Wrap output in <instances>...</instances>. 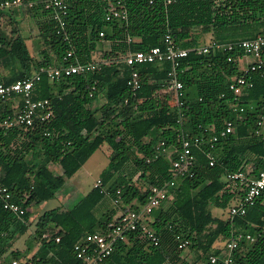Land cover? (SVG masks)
I'll use <instances>...</instances> for the list:
<instances>
[{"label":"trees","instance_id":"1","mask_svg":"<svg viewBox=\"0 0 264 264\" xmlns=\"http://www.w3.org/2000/svg\"><path fill=\"white\" fill-rule=\"evenodd\" d=\"M43 2L23 0L20 7L7 8V23L2 19L5 8L0 6V82L31 76L61 61L68 50L72 51L69 61L98 62L101 69L57 80L42 74L32 98H47L51 116L29 126L0 128V184L24 209L17 214L4 208L0 199V264H9L13 258L22 264H81L73 251L77 239L104 231L117 206L137 210L152 185L172 177L169 150L178 144L179 118L188 135L205 139L226 120L232 121L235 130L215 142L213 165L205 156L207 144L192 147L195 176L178 179L173 196L162 201L146 222L158 243H151L139 226L115 243L105 264H212L209 256L221 254L226 242L240 231H249L255 239L243 244L237 260L264 264V196L245 214L231 216L230 203L241 198L245 189L236 190L227 177L237 171L254 176L264 169V126L262 133H255L257 121L264 116V65L253 72L252 85L243 88L238 103L244 110L239 112L233 108L229 83L240 73L241 51L205 55L189 50L176 69L184 91L180 106L163 84L172 68L170 61L139 65L141 86L135 95L127 85L130 66L124 61L128 52L163 47L165 34L185 48L209 40L228 43L264 35V0H123L126 17L111 21L104 18L110 0H66L68 12L59 33ZM18 13L21 21L14 19ZM30 19L35 20L42 40L38 57L23 34ZM102 42L109 46L98 47ZM227 54L232 56L230 61ZM99 95L103 103L92 106ZM18 99L15 94L0 102V124L17 111L13 105ZM159 141L164 144L157 149ZM104 143L110 153L108 166L100 174L102 185L93 186L70 209L56 206L40 213L26 249L5 254L27 232L31 208L55 198L66 179ZM52 164L60 167V174L50 168ZM129 167L135 180L124 174ZM103 187L111 198L120 189L121 201L97 216L94 210L106 196ZM212 206L227 209V217L213 214ZM180 239L188 240L186 247L179 246ZM186 248L189 253L196 251L197 258L183 254Z\"/></svg>","mask_w":264,"mask_h":264},{"label":"built area","instance_id":"2","mask_svg":"<svg viewBox=\"0 0 264 264\" xmlns=\"http://www.w3.org/2000/svg\"><path fill=\"white\" fill-rule=\"evenodd\" d=\"M170 0H167L169 2ZM111 5L105 12L104 18L107 21L114 19L125 18L126 10L123 5V0H110ZM23 0H2L0 6L4 8L20 7ZM31 4V2H29ZM44 8L48 9L50 17L56 20L55 31L59 33L65 26V17L68 12V4L66 0H44ZM103 33L100 32V35ZM64 39L68 40L67 37ZM164 45L152 46L144 50H136L128 52L124 56V61L130 66V75L127 80V85L132 95L141 86L139 65L148 62H156L168 60L172 64L171 70L167 73V79L163 82L168 89L174 103L180 106L184 95L183 84L177 78L176 69L179 66L180 59L185 57L189 50L194 49L197 53L215 55L218 51H241L237 60L242 55L251 57V60L246 66L240 69L238 75L233 76L229 83V89L233 92V108L242 112L243 106L239 105L238 99L244 87L252 85L253 72L258 71L264 65V35L257 34L252 38L241 39L238 41L219 43L214 40H209L204 45L185 48L175 44L173 37L170 34L164 35ZM72 51L68 50L63 55L61 61L54 65L41 67L31 76H24L11 83L0 82V102L8 99L12 95H19L20 99L15 100L17 111L5 117L0 128L7 131L14 126H29L35 121L46 120L51 114L49 100L47 98H32V91L37 81L41 79L42 74H45L48 79H59L63 76L74 73H83L88 71H99L101 64L98 62L78 63L69 61ZM232 56L226 55V60L230 61ZM264 108V105H263ZM264 116L257 121L256 134L263 132ZM235 128L231 120L224 121L221 129L214 133L209 138L205 139L203 135H188L182 128L181 118L178 119L176 127L178 144L174 145L169 153L173 156L171 159L172 177L164 181L162 184L152 185L149 188L148 196L145 202L136 210L126 206V210H122L117 218L111 219L102 232H88L81 238L77 239L73 244L75 256L81 260V264H105L106 259L112 253L115 243L118 240L126 238L130 230L141 227L147 239L153 243H158L156 233L146 226V222L150 219L151 213L158 208L162 201L168 199L174 194V187L178 184V179L183 177L193 178L196 174L194 165L196 157L192 151V147L200 148L201 145L207 144L204 151L208 159L209 165H213L215 157L213 149L215 142L221 138L227 137L234 132ZM47 134V132H46ZM164 142L157 143V149L163 146ZM227 177L234 181L236 190L244 188V194L241 198L234 200L228 207V212L231 216L243 215L246 213L249 206L254 205L257 200L264 196V169H261L256 175L250 176L246 172L237 171L228 173ZM238 181L237 183H235ZM101 179H97L94 186H101ZM102 191L106 195H110L109 191L103 187ZM116 196L111 198L114 205H119L121 201V191L116 189ZM0 199L3 207L17 214H22L24 209L20 204L12 199V193L7 186L0 184ZM264 232V225L262 226ZM44 237L47 233L43 234ZM177 238H179L177 236ZM255 236L249 231H240L234 237L229 239L225 244V250L219 255H210L209 262L212 264H240L236 254L242 249L243 244L252 242ZM56 241L59 237L55 238ZM188 240L180 239V247H186ZM9 264H22L18 258L10 260Z\"/></svg>","mask_w":264,"mask_h":264},{"label":"rangeland","instance_id":"3","mask_svg":"<svg viewBox=\"0 0 264 264\" xmlns=\"http://www.w3.org/2000/svg\"><path fill=\"white\" fill-rule=\"evenodd\" d=\"M4 11H5V14L2 16V19L4 20L5 23H7L10 21L9 12H8L10 10L5 8ZM13 16H14V19L17 18L18 21L22 20L20 13L13 14ZM24 26H25L24 27V35L28 39L27 43L29 45L30 50L36 56L37 51H36V49H34V43H35V41H37L38 39H41V38H39V36H37L38 32H37V28L35 26V22L32 19H30L29 21L27 20L26 24H24ZM103 101H104V97L102 95H99L94 99V101H92V106L98 107L101 103H103ZM109 153H110L109 145L107 143L102 144L98 149H96L90 155V157L86 160V162L71 177L68 178V184H70L72 188L77 190L78 194H84L91 187L92 183L101 174V172L105 168H107L108 162H109V157H108ZM50 166H51L50 168L54 172H60L61 171L58 166L53 167V164ZM124 174H126L127 176L132 178V180H135L137 177V176H135V174L132 173V168H130V167L126 168V170H124ZM99 178H100V176H99ZM75 199L76 198L73 197L69 201L71 202V201H74ZM32 209H35V208L32 207ZM32 212H33V210H32ZM212 212H213V214L222 216L224 218L227 217V215H228L227 209L224 210V209L217 207V206H212ZM151 220H152V217H151ZM16 240H17L16 241V244H17V243H20L22 239L20 238V239H16ZM195 252L196 251L189 253V250L186 248L184 250L183 254L186 255V253H188L187 255H189L191 260H193V259H195V257H194Z\"/></svg>","mask_w":264,"mask_h":264},{"label":"crops","instance_id":"4","mask_svg":"<svg viewBox=\"0 0 264 264\" xmlns=\"http://www.w3.org/2000/svg\"><path fill=\"white\" fill-rule=\"evenodd\" d=\"M15 19L18 20L17 18H15ZM32 20L35 22L34 19H32ZM35 26H36L37 32H38L37 36H39V30H38V27L36 25V22H35ZM23 34H24V30H23ZM39 38H41V37L39 36ZM27 40L28 39L26 38V43H27ZM41 41H42L41 39H38L34 43V49H36V51H37L36 57H38L37 48L41 44ZM27 46L29 47L28 43H27ZM108 46H109L108 42H102V43L98 44V47H101V48H107ZM31 53L33 54L32 51H31ZM250 60H251V57H249L247 55H242L238 59L239 68L240 69L244 68L246 66V64ZM13 106L15 107V102H14ZM54 166H57V165L53 164V167ZM59 169H60V167H59ZM55 173H57V174L59 173L60 174L61 171L60 172H55ZM99 176L94 180V182L92 183L91 187L84 194H78L77 190H75L74 188L71 187L70 184H68V178H67L66 181H65V184L56 192V197L55 198L47 200V201H44V202H41V203L33 206L35 209L31 208V210H30V216H29V220H28L29 227H28L27 232L25 234H23L22 236H20L19 238H17V239L21 238L22 239L21 242L16 244L17 240H15L13 242L12 246L8 249V251L5 254L9 253L10 250H12V249H18L20 251H24L26 249V246H27L28 242H29V234L34 229V224H35L37 216L40 213H42L43 211H45L47 209L54 208L56 206H60L63 209H70L80 198H82L95 185L97 179H99ZM73 197H75L76 199L74 201L70 202L69 200H71V198H73ZM113 206H115V205L112 203L111 197L109 195H106L103 198V200L96 206V208L94 210L95 214L97 216H100L103 212H105L106 210H108L109 208H111ZM32 210H33V212H32ZM121 211H122V208L120 206H117L116 209H115V212H114V214L112 216V219L117 218ZM34 251H35V248L32 249V251L30 253H28L27 257L32 256ZM186 254H188V253H186ZM197 256H198V254H197V252H195L194 257L197 258ZM196 264H200L199 261L196 262Z\"/></svg>","mask_w":264,"mask_h":264}]
</instances>
